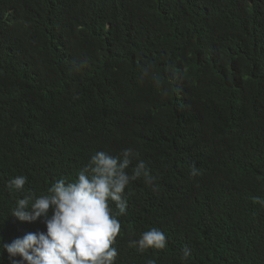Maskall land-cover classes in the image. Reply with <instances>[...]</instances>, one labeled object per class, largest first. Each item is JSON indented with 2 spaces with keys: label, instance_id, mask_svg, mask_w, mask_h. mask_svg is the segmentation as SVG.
I'll return each instance as SVG.
<instances>
[{
  "label": "trees",
  "instance_id": "1",
  "mask_svg": "<svg viewBox=\"0 0 264 264\" xmlns=\"http://www.w3.org/2000/svg\"><path fill=\"white\" fill-rule=\"evenodd\" d=\"M129 147L155 180L125 188L115 264H264V0H0V239L46 232L18 198ZM152 227L164 249L129 246Z\"/></svg>",
  "mask_w": 264,
  "mask_h": 264
},
{
  "label": "clouds",
  "instance_id": "2",
  "mask_svg": "<svg viewBox=\"0 0 264 264\" xmlns=\"http://www.w3.org/2000/svg\"><path fill=\"white\" fill-rule=\"evenodd\" d=\"M133 159L137 163L129 174L126 170ZM190 175H199L194 164ZM141 176L149 185L155 180L133 148L123 149L117 156L95 152L75 181L60 178L48 187L47 194L33 195L29 191L15 201L11 216L21 222L43 218L46 232H28L11 242L0 239V253L6 250L11 264H115L118 250L113 244L121 231L118 217L127 210L125 188ZM26 183V176L17 175L5 186L10 192L23 191ZM255 202L264 206V198ZM166 245V234L156 227L129 241L130 247L138 246L140 251L164 249ZM182 253L181 259L191 254L187 247ZM146 264H156V260L148 259Z\"/></svg>",
  "mask_w": 264,
  "mask_h": 264
}]
</instances>
